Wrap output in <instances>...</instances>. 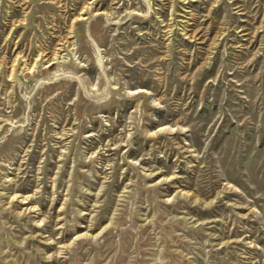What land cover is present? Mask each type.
<instances>
[{
	"label": "rangeland",
	"instance_id": "374dc122",
	"mask_svg": "<svg viewBox=\"0 0 264 264\" xmlns=\"http://www.w3.org/2000/svg\"><path fill=\"white\" fill-rule=\"evenodd\" d=\"M0 264H264V0H0Z\"/></svg>",
	"mask_w": 264,
	"mask_h": 264
},
{
	"label": "bare ground",
	"instance_id": "6f19581e",
	"mask_svg": "<svg viewBox=\"0 0 264 264\" xmlns=\"http://www.w3.org/2000/svg\"><path fill=\"white\" fill-rule=\"evenodd\" d=\"M83 12V11H82ZM191 18H193V17H191ZM189 27V26H188ZM197 38V37H196ZM55 55H57V54H55ZM17 57H19V56H17ZM39 59V58H38ZM59 59V58H58ZM100 64H101V62H100ZM136 94L137 92L136 91H133V94ZM8 178V177H7ZM12 196V195H11ZM13 200H18V199H20L21 201H22V203L23 204H29V200H30V197H28V196H21V195H18V193L17 194H15V195H13ZM197 201H200L199 199H196V202ZM204 202V201H203ZM204 204H206V202H204ZM210 203H207V205H209ZM85 235H87V234H85Z\"/></svg>",
	"mask_w": 264,
	"mask_h": 264
}]
</instances>
